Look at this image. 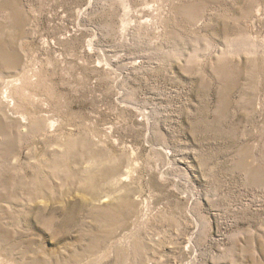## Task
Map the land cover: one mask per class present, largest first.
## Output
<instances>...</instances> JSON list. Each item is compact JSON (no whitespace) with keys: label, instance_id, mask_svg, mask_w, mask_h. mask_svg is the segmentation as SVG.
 Returning a JSON list of instances; mask_svg holds the SVG:
<instances>
[{"label":"rangeland","instance_id":"obj_1","mask_svg":"<svg viewBox=\"0 0 264 264\" xmlns=\"http://www.w3.org/2000/svg\"><path fill=\"white\" fill-rule=\"evenodd\" d=\"M0 94V264H264V0H0Z\"/></svg>","mask_w":264,"mask_h":264},{"label":"bare ground","instance_id":"obj_2","mask_svg":"<svg viewBox=\"0 0 264 264\" xmlns=\"http://www.w3.org/2000/svg\"><path fill=\"white\" fill-rule=\"evenodd\" d=\"M6 90V89H5ZM2 91H3V89H2ZM3 92H5V91H3ZM6 92H8L7 90H6ZM5 92V93H6ZM0 95H2V94H0ZM8 95V94H7ZM4 96H6V95H4ZM4 96H2V98L4 97ZM9 96V95H8ZM7 96V97H8ZM0 100H1V98H0ZM2 103H4L5 104V106H7L8 107V103H9V101H8V99H6V98H3V100L1 101ZM8 104V105H7ZM122 180H126V178H123L122 177ZM94 199H96L97 197H96V194H94ZM101 202H105V201H111L110 200V197H108L107 195L105 196V195H103L100 199H99Z\"/></svg>","mask_w":264,"mask_h":264}]
</instances>
